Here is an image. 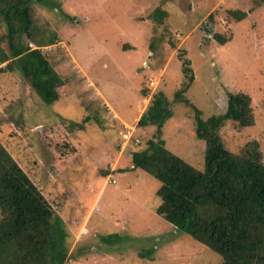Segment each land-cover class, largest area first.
I'll list each match as a JSON object with an SVG mask.
<instances>
[{
	"label": "rangeland",
	"instance_id": "374dc122",
	"mask_svg": "<svg viewBox=\"0 0 264 264\" xmlns=\"http://www.w3.org/2000/svg\"><path fill=\"white\" fill-rule=\"evenodd\" d=\"M44 2L31 4L32 33L56 34L40 48L62 72L59 98L46 106L21 73L0 72V142L61 218L65 264H220V255L155 213L160 182L131 169L130 157L147 140L162 139L202 170L204 145L191 105L206 119L225 111L227 92H242L253 124L227 119L219 135L233 153L256 142L264 162V0ZM156 7L166 13L162 21L153 15ZM229 9L247 13L226 29ZM5 32L0 21V56H10ZM225 32L231 36L225 45L211 38ZM29 45L38 47L36 39ZM156 92L172 113L159 130L137 123ZM177 92L183 101L173 99ZM124 123L129 138L119 131L128 128ZM5 217L0 208V226ZM111 232L139 242L107 251L99 238ZM142 247L152 248L151 258L138 255Z\"/></svg>",
	"mask_w": 264,
	"mask_h": 264
},
{
	"label": "trees",
	"instance_id": "16d2710c",
	"mask_svg": "<svg viewBox=\"0 0 264 264\" xmlns=\"http://www.w3.org/2000/svg\"><path fill=\"white\" fill-rule=\"evenodd\" d=\"M33 1L0 0V21L6 27L5 37L10 49V56L3 53L0 63L11 59L0 72L18 71L44 105L51 106L59 98L62 72L54 67L55 60L52 62L40 46L53 43L56 34L34 38ZM246 13L240 9L227 10L226 29L244 19ZM165 14L162 8H154L156 20L162 21ZM226 33H212L211 38L225 45L231 40ZM35 39L38 47L31 48L29 41ZM186 62L184 59L182 69L191 75ZM173 99L183 101L178 92ZM191 106L195 111L196 136L204 145L203 169L193 167L169 151L162 139L147 140L145 147L132 151L131 169H140L160 182L155 213L178 232L220 255V264H264V162L261 153L256 142L233 153L224 147L219 135L227 119L240 126L253 124L250 98L242 92H227L225 111L206 119ZM171 116L169 101L162 92H156L137 123L139 126L154 123L159 130ZM70 125L75 127L76 122ZM135 145L138 144L135 142ZM0 208L6 214V225L0 226V264L67 262L68 248L64 243L61 218L52 212L36 185L1 142ZM99 240L107 251L125 249L121 241L132 245L139 242L133 236L121 237L115 232L100 235ZM136 250L141 258H151L153 252L151 247Z\"/></svg>",
	"mask_w": 264,
	"mask_h": 264
},
{
	"label": "clouds",
	"instance_id": "9594fccd",
	"mask_svg": "<svg viewBox=\"0 0 264 264\" xmlns=\"http://www.w3.org/2000/svg\"><path fill=\"white\" fill-rule=\"evenodd\" d=\"M124 124L126 125V123H124ZM126 126L128 127L127 129L120 128L119 131L122 130V131L128 132V129H131V128L128 126V124ZM136 143H138V142H136ZM133 144L135 145V142H133Z\"/></svg>",
	"mask_w": 264,
	"mask_h": 264
},
{
	"label": "built area",
	"instance_id": "2783aa9c",
	"mask_svg": "<svg viewBox=\"0 0 264 264\" xmlns=\"http://www.w3.org/2000/svg\"><path fill=\"white\" fill-rule=\"evenodd\" d=\"M120 133H124V134H126L128 138H129V136H130V135H128V132H125V131L122 132V130H120Z\"/></svg>",
	"mask_w": 264,
	"mask_h": 264
}]
</instances>
